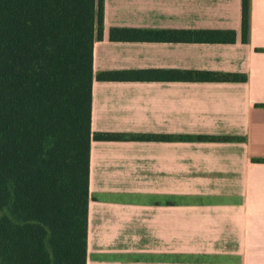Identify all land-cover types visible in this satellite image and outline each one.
<instances>
[{
	"label": "crops",
	"instance_id": "obj_1",
	"mask_svg": "<svg viewBox=\"0 0 264 264\" xmlns=\"http://www.w3.org/2000/svg\"><path fill=\"white\" fill-rule=\"evenodd\" d=\"M114 28L233 29L234 43L116 41ZM88 264H264V0H105L94 45ZM247 81L102 80L113 71ZM198 136H205L199 138Z\"/></svg>",
	"mask_w": 264,
	"mask_h": 264
},
{
	"label": "trees",
	"instance_id": "obj_2",
	"mask_svg": "<svg viewBox=\"0 0 264 264\" xmlns=\"http://www.w3.org/2000/svg\"><path fill=\"white\" fill-rule=\"evenodd\" d=\"M105 0H0V264H88L94 45ZM250 0H242V41ZM116 41L234 43L233 29L114 28ZM247 81V75L103 72L102 80ZM204 138L205 136H198ZM206 138V137H205Z\"/></svg>",
	"mask_w": 264,
	"mask_h": 264
}]
</instances>
